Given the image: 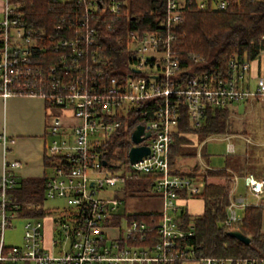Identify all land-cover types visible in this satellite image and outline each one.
Listing matches in <instances>:
<instances>
[{
    "label": "built area",
    "instance_id": "obj_1",
    "mask_svg": "<svg viewBox=\"0 0 264 264\" xmlns=\"http://www.w3.org/2000/svg\"><path fill=\"white\" fill-rule=\"evenodd\" d=\"M48 1L79 5L88 17L106 15L111 21L101 22L107 30L120 18L124 5L119 0ZM229 2L164 0L156 28H128L118 37V42H124L123 59L113 65L103 49L98 21L64 17L54 27L55 33L43 36L25 26L20 0H2L0 96L44 100L48 166L43 204L23 203L13 194L20 162L3 160L0 264H264V255L204 256L194 247L180 244L194 234V226L191 221L183 224L177 219V199L181 193L199 195L202 188L190 177L172 173L168 162L182 114L195 129L210 109H228L234 103L264 98L263 48L255 58L261 67L253 80L251 61L245 56L232 54L223 70L205 69L201 56L192 55L185 62L174 45V29L186 10H223ZM137 125L143 126L142 140H131L123 159L109 155L113 138L129 132L131 139ZM0 144L5 150L8 140L4 133L0 134ZM141 145L148 147V153L130 161L129 149ZM226 151L234 152L232 142L227 143ZM138 179L159 197L160 210L144 212L150 217L157 212L158 218L138 220L124 210V227L116 228L111 237L106 230L118 226L107 221L123 205L118 192ZM243 180L247 193L256 199L254 205L264 208V175L247 174ZM112 187L117 190H110ZM247 199L229 198L222 221L229 230L242 221L243 209L251 205ZM49 200L61 204L51 206L48 212L44 204ZM28 210H41L44 216L52 213L48 248L44 216L22 215ZM17 219L23 220L21 244L7 245L4 231Z\"/></svg>",
    "mask_w": 264,
    "mask_h": 264
},
{
    "label": "trees",
    "instance_id": "obj_2",
    "mask_svg": "<svg viewBox=\"0 0 264 264\" xmlns=\"http://www.w3.org/2000/svg\"><path fill=\"white\" fill-rule=\"evenodd\" d=\"M124 2L122 14L114 21L112 28L107 30L101 19L111 21L106 15L99 13L85 16L83 8L79 5L51 3L48 0H20V11L23 13L25 26L43 33H55L54 27L61 24L62 18L70 21L87 17L91 23L99 25V31L104 43V51L111 56L113 65L123 59L121 49L124 48L123 40L118 42L126 29H154L157 21L162 17L164 0H119ZM64 26V23H63ZM54 30V31H53ZM174 45L180 57L189 60L192 55H199L204 59L202 65L205 69L223 70L228 58L232 55L245 56L249 61L254 60L262 48L264 35V0H230L223 10H197L193 7L183 13L182 21L174 29ZM63 33H59L61 36ZM64 36L66 34L64 33ZM101 45V44H100ZM57 56V55H56ZM55 58V55H54ZM229 110L210 109L207 111L205 121L198 128L188 125L187 117L182 114L178 126V133L173 136L169 147V166L174 165L180 156L191 155L183 151L182 145L188 140L179 136L181 132L193 131L201 138L214 134L229 132ZM126 134L113 138L109 145V155L123 159L126 156L128 145ZM116 153L113 154L112 151ZM45 168L48 158L44 153ZM172 173H174L172 171ZM189 177L185 173H179ZM223 178L219 183L206 182L207 178ZM203 186L201 193L196 195L203 201V212L197 216H190L186 211L180 210L177 219L183 224L191 221L194 234L180 242L181 245H190L196 249L197 254L204 256H259L263 255L264 241L261 232L262 209L248 206L243 210L242 221L234 227L250 238L249 244H244L227 234L229 228L223 225L225 209L229 202L230 174L225 170H207L202 177ZM144 180L130 181L127 188L130 191L145 189ZM46 184L45 174L39 178L21 179L13 194L19 202L39 203L44 202ZM26 216H44V212L24 211ZM125 212L118 211L112 215L107 224L118 225L121 223ZM147 213H133L132 217L138 220L155 221L158 213L152 217ZM153 233L149 236L151 237ZM171 264H179L177 262Z\"/></svg>",
    "mask_w": 264,
    "mask_h": 264
},
{
    "label": "crops",
    "instance_id": "obj_3",
    "mask_svg": "<svg viewBox=\"0 0 264 264\" xmlns=\"http://www.w3.org/2000/svg\"><path fill=\"white\" fill-rule=\"evenodd\" d=\"M262 48L264 51V37L262 39ZM250 63V75L252 79L255 78L260 73V62L257 59L251 60ZM252 65V66H251ZM262 68H264V60L262 62ZM250 101V102H249ZM248 112L253 113L254 111L264 112V106L260 107L258 102L261 99L249 100ZM247 102V101H246ZM263 108V109H262ZM235 109L229 110V113ZM46 105L44 100L40 97L24 96V95H13L7 98H2L0 96V134H5L8 140L6 149L0 144V172L2 170V164L4 159L8 160H18L20 162V168L17 170L16 176L18 181L27 178H39L42 177L47 169L44 163V152L47 142V137L45 134V119H46ZM226 135V134H225ZM228 135V134H227ZM179 136L186 138L189 142H193L197 138V134L193 131L180 132ZM209 136L203 138L207 139ZM229 137V136H227ZM239 139L243 142L244 147L240 151H236L234 148L233 153H227L229 158L225 160L224 165L221 167H213L206 163L196 162L194 165H178L176 162L174 165L170 166V171L174 173H185L191 179L196 181L199 186H203V174L207 170H225L230 174V190L229 198L232 196H237L236 185L237 179L243 177V175L252 174L256 177L264 175V133L257 131L253 137L246 132L245 128L241 130L238 134H230L229 138ZM242 137V139H241ZM228 138V139H229ZM184 143L182 147L186 144ZM234 145V144H233ZM200 153L198 152V155ZM188 156V155H186ZM206 182L219 183L222 182L218 178H207ZM158 197V196H157ZM198 196H186L185 193H181L177 199V205L180 210H184L192 216H197L199 214H193L189 210V205L196 202ZM158 200L159 197H158ZM248 200V199H247ZM256 200V199H255ZM161 202V201H160ZM203 204V201H202ZM250 206H255L254 203ZM258 207V206H255ZM161 205L158 210L159 211ZM262 211L261 220V232L263 234L264 241V218L263 212L264 208L260 207ZM244 210V209H243ZM120 211L124 212V208H120ZM203 212H200V214ZM243 213V211H242ZM123 220V219H122ZM124 221V220H123ZM121 223L116 225L118 227H111L116 230V228H121ZM108 228V229H111ZM107 229V230H108ZM116 235V234H115ZM112 234L111 237L115 236ZM264 255V248H263ZM184 264H196L195 262H187Z\"/></svg>",
    "mask_w": 264,
    "mask_h": 264
},
{
    "label": "rangeland",
    "instance_id": "obj_4",
    "mask_svg": "<svg viewBox=\"0 0 264 264\" xmlns=\"http://www.w3.org/2000/svg\"><path fill=\"white\" fill-rule=\"evenodd\" d=\"M2 8V0H0V11ZM252 62V61H251ZM252 66V65H251ZM261 99L260 107L264 106V98ZM250 102V101H249ZM249 102H238L232 104L230 107H228V110L235 109L234 111L229 113L228 116V122L229 132L224 134H214L210 135L207 139H203L200 136L197 135V138L193 142L186 143L182 148L183 151L187 154H191L188 156H180L176 159V163L178 165H194L196 162L200 164L206 163L211 166L219 167L223 166L225 160L229 158L227 155V143L230 141L234 144V148L236 151H240L244 147V144L242 141L240 143L238 142L239 139L229 138L230 134H238L241 132L243 127L245 128L246 132L250 134V137H253V135L257 132H263L264 133V112L254 111L253 113L248 112V104ZM263 109V108H262ZM226 134V135H225ZM228 134V135H227ZM226 136H229L227 139ZM242 139V137H241ZM125 140L127 145L129 146L131 144L130 139V133L128 132L125 136ZM48 141V138H47ZM198 152L200 153L198 155ZM119 168H116L118 170ZM244 176V175H243ZM141 180V179H138ZM221 181H223V178H220ZM137 181V180H136ZM110 190L116 191V187L110 188ZM236 193L237 196H246L248 198L249 203L253 204L256 202L255 198L251 196L249 193H247L246 187L244 185L243 177H239L237 179V185H236ZM118 194L122 197L123 205L121 208H124V210L127 213H142V212H150L153 210H158L161 202L158 200V197L150 192L148 189H141L140 192L137 191H130L129 188H126L123 192H118ZM61 201L59 200H49L45 202L44 208L47 209L49 212V209L51 206L54 205H60ZM189 210L193 214H200L203 208L202 199L198 198L196 199V202H193L189 206ZM179 213V212H178ZM241 213V211H239ZM48 213L46 216L42 218L43 222V234L45 238V245L48 248L50 246V238L52 236V217L49 216ZM56 214V211L54 210V215ZM263 218H264V212H263ZM22 225L23 220L17 219L13 221V227L7 228L4 231V242L7 245H19L21 244V238H22ZM121 228L124 227V221H121ZM106 232L112 236V234H116V230L114 228L106 230Z\"/></svg>",
    "mask_w": 264,
    "mask_h": 264
},
{
    "label": "water",
    "instance_id": "obj_5",
    "mask_svg": "<svg viewBox=\"0 0 264 264\" xmlns=\"http://www.w3.org/2000/svg\"><path fill=\"white\" fill-rule=\"evenodd\" d=\"M144 132L142 125H137L136 128L133 130L131 135V140L134 143H139L142 140L141 134ZM149 133L145 132V136H148ZM149 151L148 147L145 145L141 146H133L128 151V158L130 161H135L140 159L143 155L147 154ZM105 162H103L104 164ZM227 234L233 238L238 239L244 244L250 243V238L246 235H244L242 232H240L237 229H231L227 232Z\"/></svg>",
    "mask_w": 264,
    "mask_h": 264
},
{
    "label": "bare ground",
    "instance_id": "obj_6",
    "mask_svg": "<svg viewBox=\"0 0 264 264\" xmlns=\"http://www.w3.org/2000/svg\"><path fill=\"white\" fill-rule=\"evenodd\" d=\"M142 180V179H141Z\"/></svg>",
    "mask_w": 264,
    "mask_h": 264
}]
</instances>
